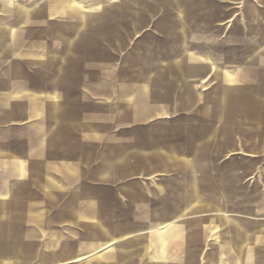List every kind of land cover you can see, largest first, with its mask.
<instances>
[{
    "label": "rangeland",
    "instance_id": "374dc122",
    "mask_svg": "<svg viewBox=\"0 0 264 264\" xmlns=\"http://www.w3.org/2000/svg\"><path fill=\"white\" fill-rule=\"evenodd\" d=\"M177 2L175 12L163 0H139L134 13L92 27L75 22L77 8L94 14L78 0L33 5L40 10L34 20L50 27L63 21L64 36L49 28L47 38H34L32 59L17 66L18 90L33 92L17 93L16 122L0 126V209L32 231V249L39 255L33 264H100L122 242L129 264H136L149 260L159 235L172 229L208 234L189 238L204 246L197 264H264V156L230 161L228 168L240 171L226 173L233 193L226 203L172 205V76L159 101L126 99L140 72L151 74L154 62L165 71L186 45L190 53L203 47L227 56L247 51L249 33L259 37L264 31V0ZM250 23L257 28L249 29ZM181 36L187 37L183 47ZM257 113L264 116V105H257ZM201 114L209 115L204 109ZM42 127L52 132L39 148L34 144ZM110 154L113 164L105 174ZM13 159L21 162L24 178L5 194ZM86 196L112 204L48 203ZM108 230L113 233L107 244L95 251L100 231ZM165 238L172 244V236Z\"/></svg>",
    "mask_w": 264,
    "mask_h": 264
},
{
    "label": "crops",
    "instance_id": "0c3cea01",
    "mask_svg": "<svg viewBox=\"0 0 264 264\" xmlns=\"http://www.w3.org/2000/svg\"><path fill=\"white\" fill-rule=\"evenodd\" d=\"M33 5L32 0H0V126L16 122L17 93L33 92L32 87L18 90L17 77L21 73H18L17 66L18 61L32 59L34 38H47L50 34L46 30L49 28L58 38L64 36V22L50 27L47 23L34 20ZM254 27L257 28L249 24V29ZM38 39L36 44L47 43ZM259 43L258 52L227 56L198 55L186 51L180 57H172V205L226 203L225 198L233 194L227 191L230 187L226 183V173L240 171L228 168L230 161L236 156H264V116L257 113V105H264V31L259 37L256 32H250L248 48ZM203 109L207 110L208 116L201 114ZM198 110H201L200 115H196ZM42 132L41 148L52 131L42 127ZM56 138L60 139L59 136ZM15 163L19 167L18 174H15ZM112 164L110 154L104 162L105 174ZM12 166V173L4 184L5 194H12L24 178L25 169L21 162L13 159ZM14 177L16 183L11 182ZM56 199L52 198V202L48 203L78 206L112 204L107 198L102 202L94 196H86L82 201L77 197L76 201L70 202H57ZM117 199L121 200V204L125 203L124 198ZM2 212L0 209V264H33L32 231H26L24 223L17 222L16 217ZM43 216L41 219H44ZM112 233V230L100 231L95 251L102 244H107ZM207 235L200 230L172 229V234L159 235L149 260H138L136 264L200 263L199 256L204 246L193 244L189 238ZM166 236H172V244L166 245ZM117 248L119 250L115 255L106 253L100 264H129L127 245L122 242ZM38 257V254L35 255L36 259ZM237 261H242L241 256Z\"/></svg>",
    "mask_w": 264,
    "mask_h": 264
},
{
    "label": "water",
    "instance_id": "95a60500",
    "mask_svg": "<svg viewBox=\"0 0 264 264\" xmlns=\"http://www.w3.org/2000/svg\"><path fill=\"white\" fill-rule=\"evenodd\" d=\"M80 1V4H82L84 7L88 8L89 10H94V14L92 16H88L84 14V12L77 8L75 11V22L78 24H86L88 26H96L97 24L106 23L105 21L111 19L113 22L115 18H121L123 13L125 12H133L134 13V6H136V2L139 0H116V2H113V0H78ZM165 3L169 4L170 6H173L174 11H178L180 9V5L178 4V0H163ZM34 6L37 4H40L42 0H32ZM113 2V3H112ZM40 14V10H35L33 12V19H35ZM179 24H185L188 25L187 21L184 19H181L179 21ZM188 27V26H187ZM186 36H181V40L179 41L180 47H183V42L186 39ZM260 43L251 49L247 48V51L243 52H258L260 49ZM67 49L70 48V44H67ZM187 45L184 48H179L178 53L176 55H182L187 50ZM194 54H215L210 50H206L203 48H196L194 50ZM241 52V53H243ZM171 63L169 64L168 68L165 69V71H162L161 69L157 68L158 64L156 62L152 63L150 67L152 70L151 74L148 73L146 70L140 72L138 80L133 82L131 84V90H129V93L126 96V99L133 98L134 96L140 97L142 100H148V101H158L162 98V94L165 92L164 84H166L167 78H170L172 76V59L170 58ZM60 74V69L55 72V76L58 77ZM37 138L36 144L34 146L41 147L42 146V138L43 134ZM28 149H25L23 151L24 154ZM15 174L19 173V167L18 164L15 163ZM11 182L16 183L15 177Z\"/></svg>",
    "mask_w": 264,
    "mask_h": 264
}]
</instances>
